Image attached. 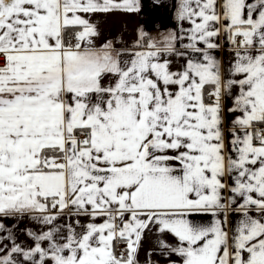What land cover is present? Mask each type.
<instances>
[{
	"label": "snow or ice",
	"instance_id": "6c2138e0",
	"mask_svg": "<svg viewBox=\"0 0 264 264\" xmlns=\"http://www.w3.org/2000/svg\"><path fill=\"white\" fill-rule=\"evenodd\" d=\"M151 8L0 0V264H264V0Z\"/></svg>",
	"mask_w": 264,
	"mask_h": 264
},
{
	"label": "crops",
	"instance_id": "0c3cea01",
	"mask_svg": "<svg viewBox=\"0 0 264 264\" xmlns=\"http://www.w3.org/2000/svg\"><path fill=\"white\" fill-rule=\"evenodd\" d=\"M171 4L172 0H166ZM172 10L160 9L153 10L151 8V0H145V9L140 14H111V15H96L91 17L93 23L97 24L103 39H111L113 37L123 38L125 41H131L136 35L139 27L144 26L145 29L153 36L158 32L173 26L174 21L171 18ZM227 127V125H226ZM197 222L208 223L211 220L210 216L195 217ZM153 241H145V249H148ZM141 264L144 261V253H141Z\"/></svg>",
	"mask_w": 264,
	"mask_h": 264
}]
</instances>
